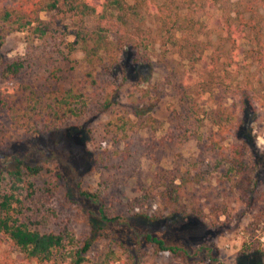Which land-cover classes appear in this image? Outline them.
Wrapping results in <instances>:
<instances>
[{
	"label": "trees",
	"instance_id": "obj_1",
	"mask_svg": "<svg viewBox=\"0 0 264 264\" xmlns=\"http://www.w3.org/2000/svg\"><path fill=\"white\" fill-rule=\"evenodd\" d=\"M222 4L225 0H0V109L15 131L43 136L66 129L90 137L93 122L112 115L124 95L131 99L139 86L149 85L160 62L166 83L183 98L180 109L168 115L165 128L146 100L148 92L137 100L142 107L127 103L96 138L102 140H97L96 161L103 163L105 155L120 151L128 158L138 153L157 161L156 151L196 141L195 157L176 161L172 170L158 168L149 187L155 200L167 208L185 205L183 199L209 182L208 159L216 163L211 170L221 169L224 184L237 186L239 193L253 190L264 163L248 160L244 141L248 120L264 110V0H241L217 21L206 20L205 13ZM42 13L52 19H42ZM14 33H26L39 47L28 58L4 56L1 49ZM175 55H187L194 67L197 81L188 89L176 83L178 77L184 83L186 74L173 66ZM252 66L259 72H251ZM37 68L50 72L46 80L54 79L52 92L24 81L25 72L34 74ZM232 70L247 73L239 84L226 82ZM200 91L216 101L209 112L191 101V92ZM64 180L63 171L44 163L15 159L10 168L0 167V243H11L22 257L16 262L3 258L0 264H84L99 239L124 249L126 256L123 260L109 249L105 264H142L143 247L189 258L185 249L151 234L125 241L105 226L121 223L104 208L89 219V235L78 238L69 217L62 215L64 205L57 202ZM82 196L99 199L88 191Z\"/></svg>",
	"mask_w": 264,
	"mask_h": 264
},
{
	"label": "rangeland",
	"instance_id": "obj_2",
	"mask_svg": "<svg viewBox=\"0 0 264 264\" xmlns=\"http://www.w3.org/2000/svg\"><path fill=\"white\" fill-rule=\"evenodd\" d=\"M239 1L241 0H225L220 9H209L205 13L206 20L217 21V16L233 10L235 3ZM41 17L44 20L52 19V15L48 13H42ZM69 40L73 38L69 37ZM34 47H39L38 41L32 45L26 33H14L7 38L1 52L8 58H28L36 50ZM77 58L82 60V55L78 54ZM174 58L176 61L173 66L180 74H186L184 83L181 77H178L176 83H182L188 89L189 84L197 81L194 67L187 55H175ZM249 70L259 72L256 66ZM37 71L34 74L25 72L24 81L52 92L54 79L46 80L50 72L39 71L38 68ZM154 72L149 85L139 86L131 99L124 95L122 105L112 115L93 122V135L90 137H83L79 132L66 129L43 136H32L22 130L15 131L10 126L7 112L0 109V167L10 168L13 161L19 159L29 165L44 163L52 170L63 171L66 180L58 190L57 202L64 205L62 215L65 219L69 217L72 230L80 239L90 233L91 216L98 217L100 209L104 208L109 218L118 217L121 223L118 226H105L109 230L115 229L125 241H131L135 234H151L163 239L167 245L185 249L189 254L187 260H182L170 253L156 252L153 247H143L142 264H264V170L258 187L253 190L250 187L248 192L239 193L237 186L221 181V169L211 170L216 163L208 159L205 167L211 172L208 174L209 182L205 181L202 182L203 186H197L195 196L181 199L185 205L167 208L160 200H155L157 195L149 192V187L158 168L172 170L176 161L195 157L196 141L156 151L157 161L138 153L128 158L121 151L116 155H105L103 163L96 161L94 153L99 147L97 140L102 141L101 138H96L102 134V129L107 124L116 122L127 103L142 107V103L137 100L148 92L146 100L149 99L154 104L155 116L166 124L165 128L168 126V115L175 109H180L183 98L173 89L172 83H166V69L160 62H156ZM207 74L208 72L205 76L208 78ZM246 74L232 70L226 82L229 80L234 85L239 84ZM191 101L206 112L216 104L211 94L202 91L200 94L191 92ZM205 125L203 132L208 130L207 122ZM246 126L247 137L244 144L248 160L254 162L263 159L264 163V110L255 118L249 119ZM164 132L165 130L160 136ZM146 137L150 139L145 134ZM106 148L110 146L107 144ZM251 190L254 193H249ZM84 191L98 194L99 199L85 200L82 196ZM248 248L259 250L260 253L246 252ZM109 249H113L123 260L126 259L124 249L121 250L115 244L109 246L108 241L99 239L87 254L84 264H105ZM3 258L16 262L22 257L17 248L3 241L0 243V259Z\"/></svg>",
	"mask_w": 264,
	"mask_h": 264
}]
</instances>
